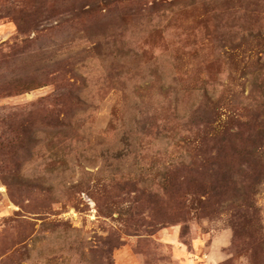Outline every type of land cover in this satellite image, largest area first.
<instances>
[{"label": "rangeland", "instance_id": "1", "mask_svg": "<svg viewBox=\"0 0 264 264\" xmlns=\"http://www.w3.org/2000/svg\"><path fill=\"white\" fill-rule=\"evenodd\" d=\"M0 264H264V0H0Z\"/></svg>", "mask_w": 264, "mask_h": 264}, {"label": "trees", "instance_id": "2", "mask_svg": "<svg viewBox=\"0 0 264 264\" xmlns=\"http://www.w3.org/2000/svg\"><path fill=\"white\" fill-rule=\"evenodd\" d=\"M224 140V139H223ZM222 141V140H221Z\"/></svg>", "mask_w": 264, "mask_h": 264}]
</instances>
